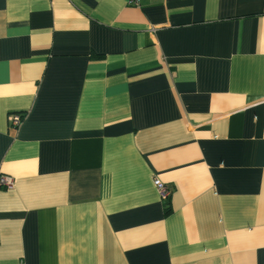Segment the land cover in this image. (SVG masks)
I'll return each instance as SVG.
<instances>
[{
    "label": "crops",
    "instance_id": "1",
    "mask_svg": "<svg viewBox=\"0 0 264 264\" xmlns=\"http://www.w3.org/2000/svg\"><path fill=\"white\" fill-rule=\"evenodd\" d=\"M2 176L0 264H264V0H0Z\"/></svg>",
    "mask_w": 264,
    "mask_h": 264
},
{
    "label": "built area",
    "instance_id": "2",
    "mask_svg": "<svg viewBox=\"0 0 264 264\" xmlns=\"http://www.w3.org/2000/svg\"><path fill=\"white\" fill-rule=\"evenodd\" d=\"M129 5L132 6H139L140 5V0H126ZM11 120L13 121L14 125L19 124L20 122V117L16 114L13 115ZM155 186L159 190L160 195L162 198L167 199L171 195V190L159 179H155L154 181ZM0 186L5 187V188H12L14 186V180L10 176H2L0 177Z\"/></svg>",
    "mask_w": 264,
    "mask_h": 264
},
{
    "label": "trees",
    "instance_id": "3",
    "mask_svg": "<svg viewBox=\"0 0 264 264\" xmlns=\"http://www.w3.org/2000/svg\"><path fill=\"white\" fill-rule=\"evenodd\" d=\"M170 197L165 199L166 201V214H169L171 212V207H170Z\"/></svg>",
    "mask_w": 264,
    "mask_h": 264
}]
</instances>
